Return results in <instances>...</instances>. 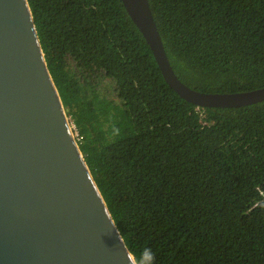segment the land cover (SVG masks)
I'll return each instance as SVG.
<instances>
[{"label": "trees", "instance_id": "trees-1", "mask_svg": "<svg viewBox=\"0 0 264 264\" xmlns=\"http://www.w3.org/2000/svg\"><path fill=\"white\" fill-rule=\"evenodd\" d=\"M78 148L136 264H264V100L196 107L120 0H26ZM175 76L264 86V0H147Z\"/></svg>", "mask_w": 264, "mask_h": 264}, {"label": "water", "instance_id": "water-1", "mask_svg": "<svg viewBox=\"0 0 264 264\" xmlns=\"http://www.w3.org/2000/svg\"><path fill=\"white\" fill-rule=\"evenodd\" d=\"M162 79L196 107L264 100V86L203 92L182 83L147 0H120ZM0 264H136L72 136L26 0H0Z\"/></svg>", "mask_w": 264, "mask_h": 264}, {"label": "clouds", "instance_id": "clouds-1", "mask_svg": "<svg viewBox=\"0 0 264 264\" xmlns=\"http://www.w3.org/2000/svg\"><path fill=\"white\" fill-rule=\"evenodd\" d=\"M141 264H154V254L151 249H144L141 257Z\"/></svg>", "mask_w": 264, "mask_h": 264}, {"label": "built area", "instance_id": "built-area-1", "mask_svg": "<svg viewBox=\"0 0 264 264\" xmlns=\"http://www.w3.org/2000/svg\"><path fill=\"white\" fill-rule=\"evenodd\" d=\"M69 122H70L71 131H72V136L75 139V141H77V140H79V136H78V134H77V132L75 130L74 125L71 123L70 119H69Z\"/></svg>", "mask_w": 264, "mask_h": 264}]
</instances>
